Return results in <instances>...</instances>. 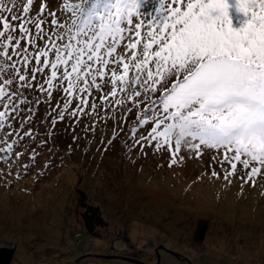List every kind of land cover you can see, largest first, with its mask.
Instances as JSON below:
<instances>
[{"label": "snow or ice", "instance_id": "obj_1", "mask_svg": "<svg viewBox=\"0 0 264 264\" xmlns=\"http://www.w3.org/2000/svg\"><path fill=\"white\" fill-rule=\"evenodd\" d=\"M148 2L66 3L71 24L49 12V31L47 5L29 15L34 0H27L18 15L17 0H0V144L6 145L0 160L18 142L7 140L16 132L10 121L31 123L40 103L51 105L49 135L66 117L76 124L93 119L91 131L99 120L107 126L115 104L139 113L131 147L168 152L169 167L183 162L182 148L197 159L214 150L217 164H230L225 179L238 164L244 182L254 184L264 174V0H237L238 11L250 17L239 30L232 27L226 0H155L153 11L144 14ZM142 15L150 19L133 26ZM142 25L148 31L138 58ZM121 46L132 50L128 62L115 55ZM32 91L43 100L30 101ZM57 92L63 102L52 105ZM21 112L29 115L21 118ZM24 137L33 138V131L19 140ZM37 155L33 149L31 159Z\"/></svg>", "mask_w": 264, "mask_h": 264}, {"label": "rangeland", "instance_id": "obj_2", "mask_svg": "<svg viewBox=\"0 0 264 264\" xmlns=\"http://www.w3.org/2000/svg\"><path fill=\"white\" fill-rule=\"evenodd\" d=\"M79 2L34 0L29 15L38 13L41 4L47 5L50 31L48 13L55 12L58 22L68 26L72 15L64 5ZM226 2L232 27L239 30L250 17L238 11L237 0ZM26 3L17 0L18 15ZM155 6V0H149L142 13H151ZM147 19L143 15L134 18L133 26ZM147 31L142 25V42L135 50L138 58ZM128 42L135 40L123 43ZM131 51L121 46L115 55H124L128 62ZM133 74L130 71L129 76ZM28 98L43 100L35 91L28 92ZM62 102V95L55 93L51 104ZM50 106L40 103L29 124L23 119L10 121L16 132L7 140L18 142L13 154L0 160V244L16 246L11 264H140L101 256L113 254L144 264H264V174L254 184L244 182V170L238 164L237 172L225 179L230 164H217L212 159L217 155L214 150H206L197 159L194 152L182 148L183 162L169 167L168 152L154 154L146 147L142 153L139 146L131 147L130 132L139 113L115 104V111L109 113L115 119L109 118L107 126L99 120L91 131L93 119L84 117L76 124L66 117L49 135ZM27 115L20 113L21 118ZM30 129L33 138L19 140ZM114 132L117 138L113 140ZM5 146L0 144V148ZM33 149L39 153L35 160L31 159ZM16 152L22 155L17 158ZM213 171L218 175L213 176ZM79 189L86 200L103 210L109 222L104 234L84 233L82 242L79 230L83 225L75 204ZM200 219L209 220L203 241L195 239ZM117 228H123V238L116 236ZM134 252L139 255L132 256Z\"/></svg>", "mask_w": 264, "mask_h": 264}, {"label": "trees", "instance_id": "obj_3", "mask_svg": "<svg viewBox=\"0 0 264 264\" xmlns=\"http://www.w3.org/2000/svg\"><path fill=\"white\" fill-rule=\"evenodd\" d=\"M80 192L81 194L79 195V200L77 202L75 201V204L79 206L80 217L83 225V229L79 230V232L81 233L80 239L82 242V236L84 233L91 234L93 236H100L104 234V231L108 230L109 222L106 216L103 214V210L99 206L90 203L88 199L87 202L85 193L82 190H80ZM208 229L209 220L200 219L197 223L195 239L197 241H203L208 233ZM115 233L116 236L119 238H123L125 236L123 228H117L115 230ZM112 253L113 252H110L109 254ZM136 255H139V252H134V255L132 256Z\"/></svg>", "mask_w": 264, "mask_h": 264}, {"label": "water", "instance_id": "obj_4", "mask_svg": "<svg viewBox=\"0 0 264 264\" xmlns=\"http://www.w3.org/2000/svg\"><path fill=\"white\" fill-rule=\"evenodd\" d=\"M15 247L16 246H10L7 244H0V264H11L14 254H15ZM159 248L156 249V252L158 253L159 256ZM104 258H123L130 260L132 262H137L140 264H144L141 260L127 257V256H121V255H101Z\"/></svg>", "mask_w": 264, "mask_h": 264}, {"label": "built area", "instance_id": "obj_5", "mask_svg": "<svg viewBox=\"0 0 264 264\" xmlns=\"http://www.w3.org/2000/svg\"><path fill=\"white\" fill-rule=\"evenodd\" d=\"M80 236H81V233H80Z\"/></svg>", "mask_w": 264, "mask_h": 264}]
</instances>
